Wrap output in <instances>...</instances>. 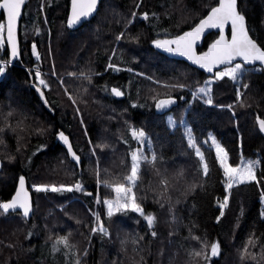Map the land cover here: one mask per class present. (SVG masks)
<instances>
[{
	"label": "trees",
	"instance_id": "16d2710c",
	"mask_svg": "<svg viewBox=\"0 0 264 264\" xmlns=\"http://www.w3.org/2000/svg\"><path fill=\"white\" fill-rule=\"evenodd\" d=\"M70 2L28 0L21 23L22 58L0 82V202L12 198L21 176L31 186L74 189L33 191L32 220L0 209V264H75L72 251L55 252L61 237L76 246L80 264H208L195 254L210 250L204 242H218L221 249L211 264H238L241 256L242 264H264V137L257 129V118L264 119V70L250 68L240 90L229 79L213 86L214 105L234 107L240 131L230 112L220 113L198 100L189 108L190 125L209 166L207 176L182 127L171 129L164 114L154 110L170 94L173 106L185 95L188 104L192 95L186 87L208 76L162 54L153 41L191 31L218 0H104L92 21L77 31L66 26ZM238 6L249 33L264 49V0H239ZM217 38L210 34L199 52ZM110 62L154 80L108 69ZM36 65L49 73L44 75L49 88L40 89L44 100L31 88ZM51 74L63 81L72 99ZM127 85L130 90L121 99L110 96L113 87L126 90ZM130 127L145 129L156 153V163L143 162L137 194L145 213L155 217L154 231L142 216L125 211L105 219L112 226L111 239L102 234L90 239L92 229L88 234L86 227L92 223L96 195L112 196L109 187H97L98 170L103 183L125 176L135 147ZM60 132L79 155V167L58 141ZM210 134L220 140L233 166L241 157L259 158V183H242L228 193L216 155L206 144ZM79 183L83 192L75 190ZM225 198L228 205L222 210L219 203Z\"/></svg>",
	"mask_w": 264,
	"mask_h": 264
},
{
	"label": "snow or ice",
	"instance_id": "6c2138e0",
	"mask_svg": "<svg viewBox=\"0 0 264 264\" xmlns=\"http://www.w3.org/2000/svg\"><path fill=\"white\" fill-rule=\"evenodd\" d=\"M26 0H0V10L6 14V29H7V42L11 45V56L13 58L18 56V49L16 43V28L19 18L22 14V7L24 6ZM98 0H71V15L68 18V26L72 27L81 22L82 19L89 18L93 12H95L97 7ZM133 13V17H135ZM142 18L147 20L148 14L144 13ZM131 22V21H130ZM231 24L232 35L231 39L228 40L225 38L224 29L227 24ZM219 29V39L215 40L214 43L208 48V51L202 55H197L195 51V44L203 35L206 29ZM5 31V25L0 24V43H3V33ZM123 33L117 37L121 39ZM153 44L156 48L162 49L169 53H175L182 57H187L193 64L198 65L200 68L206 70L207 72H212L214 68H218L221 65H231L233 61H236L237 58L243 61V65L255 64L257 61L264 65V49H262L258 44L249 37L248 30L245 26V17L240 14L237 10V0H218V6L210 7V10L206 16L200 20V22L193 27L191 31L185 32L182 35H178L173 39L165 40H154ZM33 54L36 53V46L33 45ZM241 63L237 62L232 67H227L226 70L217 72L216 78L223 79L228 77L233 81L237 79H242L243 73L247 70L244 68ZM109 68H115L117 71L120 69L112 64L108 65ZM4 71L3 67H0V74ZM37 78L39 79L40 85H43L45 88L48 87V84L45 80L40 79V73L37 71ZM210 83V82H206ZM245 88L247 85H243ZM183 87V85H181ZM37 91H40V88H37ZM211 91L210 87L202 86L193 91V97L197 98L200 94L208 95ZM112 93L115 96H121L123 93L117 89L113 88ZM43 97V92H41ZM71 99V97H69ZM47 103V101H45ZM175 103L171 98L161 99L156 103V108L158 110L165 109L169 105ZM207 103L211 104V96H208ZM183 123L182 121L180 122ZM257 123L259 125V130L264 132V119L257 118ZM169 126L175 128L177 122L170 118ZM184 135L187 137L188 147L194 149L195 155L199 157L203 174L207 176L209 171L208 163L205 160L204 154L201 152L200 147L197 145V142L191 134V129L186 128ZM132 138L137 141L139 147L135 150H131L129 155L131 159L130 172L129 174L123 177L124 182H117L110 184L105 181V185L110 187L115 193L114 199H105L103 201L107 209V216L111 218L113 215L123 211H131L137 213L143 217L147 222L149 228L154 224L155 217L151 214H146L143 207L140 203L137 202V198L134 192V189L137 185V180L139 179V173L141 168V163L146 162L148 157L144 154V148L146 143H150L146 132L141 129L133 128L131 130ZM59 139L68 146V152L72 154L73 158L79 162V156H77L73 151L71 144L62 132L59 133ZM212 144L215 146L216 150V160L219 163V167L222 170L224 177V184L226 189H231L235 184H242L245 182H257L259 180L256 176V167L259 164V161H250L245 160L241 157L240 161L236 166L230 164L229 154L223 147H221L215 140L211 138ZM152 162L156 160V156L153 153L151 157ZM99 175V173H97ZM99 182V181H98ZM34 191H61L67 190L72 191L71 187L61 186L57 188L56 186H47V185H34ZM75 190L81 191L82 186L77 184ZM90 195V193H87ZM264 195V193H262ZM99 203V198H97ZM227 204V198H225L224 203L220 205L221 208L225 207ZM0 209L4 213H8L9 210L15 211L16 209H21L23 216L27 217L31 211V201L28 190L25 187V178L21 176L19 178V187L15 192L13 198L8 202H0ZM222 214V213H221ZM96 220L100 221L99 214H94ZM264 215V213H262ZM93 232L100 231L101 233L107 235V231L104 228L102 223H99L98 227L92 229ZM155 236V232L152 233ZM57 243H63L67 246V238L61 237ZM248 243H253L249 239ZM205 248H210L209 251H201L195 253L197 256L203 255L204 259L210 261L212 257H217L219 255L220 246L218 242H213L209 246L207 242H204ZM247 252V248L244 249ZM77 264H80L77 261Z\"/></svg>",
	"mask_w": 264,
	"mask_h": 264
},
{
	"label": "rangeland",
	"instance_id": "374dc122",
	"mask_svg": "<svg viewBox=\"0 0 264 264\" xmlns=\"http://www.w3.org/2000/svg\"><path fill=\"white\" fill-rule=\"evenodd\" d=\"M27 4H28V2H27ZM217 6H218V5H217ZM26 8H27V6H26ZM0 24H4V25H5V31H4V33H3V43H0V67H3V68H4L3 73L0 74V82H1V81H3V80L6 78V75H7L8 70H9V66H11V64L9 63V62H10V61H9V52H8L7 40H6V36H5V32H6V23H5V18H4V16L1 17V14H0ZM217 34H218V38H217V39H219V34H220V33H217ZM217 39H216V40H217ZM200 47H201V46H200ZM200 47H199V48H200ZM155 48H156V47H155ZM199 48H198V50H199ZM156 49H158V48H156ZM158 50L160 51V49H158ZM160 52H161V51H160ZM161 53H162V52H161ZM162 54H164V53H162ZM164 55H165V54H164ZM35 57H36V59H38V58H37V55H35ZM110 64L117 66L120 70H128V71H130V72H134L135 74H137V75H139V76H141V77H145V78H147V79L154 80V79H152L151 77H149V76H147V75H145V74H143V73H141V72L135 71L134 69H131V68H130V69H126L125 67H123V66H118V65L114 64L113 62H110ZM241 64H242V63H241ZM234 65H235V64H234ZM234 65H232V66H234ZM242 65H243V64H242ZM232 66H230V67H232ZM243 66H244V65H243ZM107 68H108V69H111V68H109V67H107ZM244 68L247 69V70L243 73V77H242V79L244 78L245 73L250 69V68L245 67V66H244ZM251 68H258V69H261L260 67H251ZM112 69H114V71L118 72L115 68H112ZM120 70H119V71H120ZM224 70H226V68H223V69H221V70H219V71H217V72L224 71ZM37 71H39V73H40V79H43V80H45L44 75H47V74H49V73L40 70V67L37 66V65L34 66V74H35V77H36L35 84H36L37 86H39V88H40L41 90H46V89H48V88H49V85H48L47 88H45L43 85H40V83H39V79L37 78V75H36ZM217 72H216V73H217ZM216 73H215V74H216ZM215 74H214L213 76H208V78L205 80V82H203V83H201V84H196V85H194V86H192V87H190V86L186 87V90L189 92V94L192 95V97H191V99L189 100L188 104H185L186 101H187V95H185V96H182V97H181V103H179L178 105H174V106H172V104H171V105H169V106H168L167 108H165V109L158 110V109L156 108L155 104H154V110L157 111V112H161V113L164 114V117L166 118V121H167L168 126H169V120H170V118H171V119H173V120H175V121L177 122V126H181V127H182L183 133L185 132V129H186V128H190V129H191V134H192V136H193V138L195 139L196 142H197V139H196L195 134H194V132H193V128H192V126L190 125L189 116H188V113H189V111H190L189 108L191 107V110H192V108H194V107H192V105L195 104V101H196V100L200 101V102H201L204 106H206V107L209 106V107H211V108H218V109H216V110L220 111V113L225 112V111L230 112V113H231V117H232V119H233L232 121H233V124H234V128L236 129V131H240L241 124H240V120L238 119V117H237V115H236L235 108H234V107H230V106L214 105V102H213V100H212V97H213V86H214V84H215L216 82H218V81L223 80V79H224V80H225V79L232 80V79H230V78H228V77H224L223 79H217ZM51 75L53 76V77H51V78L54 79V80H58L59 83H60V84L65 88V90L67 91L69 97H71L69 91H68L67 88L64 86L63 81H62V80H59L57 76H55V75H53V74H51ZM242 79H237V80H235V81L232 80L233 82H235V83L239 86V90H240V88H241ZM45 81H46V83H47V80H45ZM206 82H210V83H207V84H206ZM47 84H48V83H47ZM202 86L210 87V88H211L210 93H209L208 95L200 94L197 98H194V97H193V91H195L196 89H198L199 87H202ZM120 89L122 90L123 95H127L128 92H129V90H130V87H129V85H127L126 90L123 89L122 87H121ZM109 94H110L111 97L114 98V95H113L112 92H110ZM209 95L211 96V100H212V103H211V104L207 103V100H208V96H209ZM169 98L173 99V95L170 94V96H168V98H160V99H169ZM71 99H72V98H71ZM76 111H77V114H78V116H79V118H80V123H81L82 127H83L84 129H86V124H87V122H86V120H85V118H84V116H83L82 111L79 110L78 108H76ZM180 116H182L181 119H179ZM181 121L183 122L182 124L180 123ZM177 126H176V127H177ZM169 127H170V126H169ZM176 127H175V128H176ZM132 128H135V129H141V127H130V129H129V130H130V133H131V129H132ZM170 128H171V129H175V128H173V127H170ZM142 129H143V128H142ZM257 129H258V131H259V125H257ZM143 130L146 132L147 137H148V139H149V141H150V143H146V145H145V148H144V154L148 157V160L152 162V160H151L152 154L154 153V154L156 155V153H155V149L153 148L150 134H149L145 129H143ZM259 133H260V132H259ZM185 137H186V136H185ZM211 138H215L216 142H217L221 147H223V146H222L220 140H218L213 134H210V135L208 136V138L206 139V140H207V141H206V144L212 148V150L214 151V153H215V155H216L215 146L212 144V142H211ZM186 139H187V137H186ZM197 145L200 147L201 152L204 154V149H202V147L198 144V142H197ZM138 147H139V145H138L137 141H135V147H134V149H132V150H135V149L138 148ZM92 148L94 149L93 145H92ZM223 148H224V147H223ZM192 150L194 151V149H192ZM129 153H130V152H129ZM194 153H195V151H194ZM194 155H195V154H194ZM195 156H196V155H195ZM204 157H205V154H204ZM196 158L199 160V162H200V167H201V170H202V172H203L201 161H200L199 157L196 156ZM243 158H244V157H243ZM244 159H245V160H250V161H259V164H258V166H257L256 169H255V171H256V176H257V178H258V172H259V169H260V159H259V158L257 159V157L254 158V159H251V158H244ZM205 160H206V158H205ZM229 162H230V161H229ZM129 163L131 164L130 155H129ZM153 163H156V160H155ZM142 167H143V162L141 163L140 172H141V170H142ZM126 172H127V173H126L125 175L129 174V172H130V166H129V169H128ZM98 173H99V175H97V187L106 186V185L101 181V177H100V175H101V174H100V169L98 170ZM139 177H140V173H139ZM122 179H123V178H122ZM122 179H120V180L117 181V182H124V181H122ZM98 181H99V182H98ZM117 182H115V183H117ZM245 183H248V182H245ZM79 184H80V183H79ZM113 184H114V183H113ZM139 184H140V183H139V179H138V180H137L136 188L134 189V192H135L136 198H137V194H138V187H139ZM236 185H239V184H235V185H233L232 188H234ZM33 186H34V185H32L31 188H32V190L34 191ZM60 187H61V186H59V187H57V188H60ZM64 187H68V186H64ZM107 187H108V186H107ZM71 188L74 189V187H71ZM109 188H110V187H109ZM232 188H231V189H232ZM110 189H111V188H110ZM231 189H227L228 193L230 192ZM48 191L50 192L51 190H48ZM63 191H67V190H61V191H58V192H63ZM83 191H84V189L81 190V191H79V192H83ZM105 191L107 192V190H105ZM40 192H43V191H40ZM85 193L87 194L88 192H85ZM111 194H112L111 198H105V199H114V198H115V193L112 191ZM97 198H99V201H100L99 203L97 202ZM105 199L102 198V197L100 196L99 193L96 195V197H95V201H94V208L92 209V214H93L92 223H89V224L87 225L86 230H88V234H89V230H90V229H93V228H95V227H98V226H99V223H102L103 226H104V228H105L106 231H107V235L101 233L100 231H96V232L91 231L90 239H91L95 234H102V235H104L105 238H106V240H109V239L112 238V226H111V223H110V222H107V223H106V221H105V219H109V217H108L107 214H106V212H107L106 206H105L104 203H103V201H104ZM261 201H262V213H264V196L261 198ZM223 203H224V200L221 201V202L219 203V206H220L221 204H223ZM227 205H228V198H227V204H226V206L223 207V208H221V209H222V210H225V208L227 207ZM124 212H125V211H123V212H119V213H116L115 215H116V216H119V215H124V214L127 213V212H126V213H124ZM123 213H124V214H123ZM94 214H99V216H100V221H99V222L96 220V216H95ZM113 216H114V215H113ZM263 217H264V215H263ZM172 221L175 222L174 219H173ZM153 227H154V226H152V227L150 228L151 231H154V228H153ZM155 234L157 235L156 232H155ZM156 235H155V236H156ZM66 238H67V237H66ZM86 239L89 240V237L86 238ZM67 242H68V243H67V246H65V244H63V243H58L57 248L55 249V252H56V253H60V252H63V251H72V252L74 253V255H73V256H74V259L72 260V262H73V263L76 262L75 264H77V261H78V258H79V257H77V255H76V246H72V245L69 243L68 238H67ZM70 247H72V249H71ZM87 250H88V249H87ZM220 253H221V249L219 250V255H218L217 257H220ZM241 255H242V254H241ZM242 260H243V259H242V256H241V258H240L238 264H242ZM240 261H241V262H240ZM79 262H81V261H79ZM207 263H208V264H211V261H207ZM221 264H222V263H221ZM233 264H236V263H233Z\"/></svg>",
	"mask_w": 264,
	"mask_h": 264
},
{
	"label": "water",
	"instance_id": "95a60500",
	"mask_svg": "<svg viewBox=\"0 0 264 264\" xmlns=\"http://www.w3.org/2000/svg\"><path fill=\"white\" fill-rule=\"evenodd\" d=\"M103 1H104V0H98L96 10H95V12L92 13V15H91L89 18H87V19H82L80 23H78V24H76V25H74V26H72V27H69V26H68V23L66 22V26H67V28H68L70 31H77V30L81 29L82 27H84L85 24H87V23H89L90 21H92V19L97 15V13H98V11H99V9H100V6H101V4H102ZM238 1H239V0H237V10H238ZM27 2H28V0H26L24 6L22 7V14H21V17H20L19 20H18L17 28H16V43H17V49H18V56H17V57L13 58V57L11 56V45L8 44V42H7L8 52H9V61H10V64H12V65H15L17 62H19L20 59H21V55H22V44H21V23H22V19H23V17H24V14H25V10H26V6H27ZM0 12H3V11L0 10ZM238 12H239V10H238ZM3 14H4V18H5V23H7V22H6V14H5V13H3ZM70 15H71V2H70L69 12H68V18L70 17ZM68 18H67V21H68ZM205 18H206V17H205ZM245 26H246V28H247V30H248V26H247V22H246V20H245ZM212 33H220V30H219V29H215V28H213V29H206V30L204 31L203 35L200 37V39H199V40L196 42V44H195V51H196L197 55H202V54H203V53H200V52L198 51V48L204 43L205 39H206L210 34H212ZM227 33H228V34H227ZM224 35H225V38H226V39H228V40L231 39L232 30H231V24H230V23L227 24V25L225 26V29H224ZM248 35H249L250 38H252V39L256 42V40L251 36V34L249 33V31H248ZM5 36H6V40H7V29H6V32H5ZM256 43H257V42H256ZM257 44H258V43H257ZM258 46H259V44H258ZM160 51H161L162 53H164L165 55H167V56L173 58V59H177V60L185 61L187 64H189L191 67H194L195 69L202 70L207 76H213L217 71H219V70H221V69H223V68H226V67H230L231 65H234V64L237 63V62H242V63H243V61H241V60H239V58H237V60H236V61H233L231 65H221V66H219L218 68H214L212 72H207L206 70L200 68L198 65L193 64L190 60L187 59V57H182V56H180V55H178V54H175V53H169V52H166V51H164V50H162V49H160ZM207 51H208V49H207ZM207 51H206V52H207ZM245 66L248 67V68H251V67H260V68H262V69L264 70V65H261L258 61H257L254 65H253V64H249V65H245ZM117 89H119V88H117ZM119 90L121 91V89H119ZM121 92H122V91H121ZM114 96H115V95H114ZM122 97H123V95H121V96H115V98H117V99H121ZM175 103H176V101H175ZM132 129H133V128H132ZM132 129H131V130H132ZM60 133H61V132H60ZM62 133L65 135L64 132H62ZM260 133H261V135L264 137V132H261V131H260ZM57 139H58V141H61V140L59 139V134L57 135ZM68 140H69V142H70V144H71V147H72V143H71V141H70L69 138H68ZM64 148L66 149V151H67V155H68V157L71 159V161L75 162V163L77 164V166L79 167V162H77V161L73 158L72 154L68 152V146H67V145H64ZM72 151L74 152L73 149H72ZM74 153H75L77 156H79L76 152H74ZM2 168H3V161H2V159L0 158V179H1ZM23 177L25 178V187H26V189H27L28 192H29V195H30V201H31V211H30L29 215H28L27 217H25V218H26L27 220H32L33 215H34V209H35V196H34V193H33V190H32V188H31V185H30V183H29L28 178H27L26 176H23ZM18 187H19V180H18V182H17L16 190L18 189ZM16 190H15V192H16ZM14 195H15V193H14ZM14 195H13V196H14ZM13 196H12V198H13ZM12 198H11V199H12ZM11 199H10V200H11ZM10 200H8V201H10ZM8 201H4V202H8ZM9 212H11V213H22V210H21V209H16L15 211H13V210H9ZM22 214H23V213H22Z\"/></svg>",
	"mask_w": 264,
	"mask_h": 264
},
{
	"label": "flooded vegetation",
	"instance_id": "af4514ba",
	"mask_svg": "<svg viewBox=\"0 0 264 264\" xmlns=\"http://www.w3.org/2000/svg\"><path fill=\"white\" fill-rule=\"evenodd\" d=\"M0 14H1V17L4 16L3 12H0ZM21 58H22V56H21ZM38 87H39V86L35 85L34 83H33L32 86H31L33 92H35V93L39 96L40 99H43V100H44V95H43V97H42V96H41V92H40V91H37V88H38ZM44 102H45V101H44ZM60 142H62L63 145H65L64 142H63L62 140H61Z\"/></svg>",
	"mask_w": 264,
	"mask_h": 264
},
{
	"label": "bare ground",
	"instance_id": "6f19581e",
	"mask_svg": "<svg viewBox=\"0 0 264 264\" xmlns=\"http://www.w3.org/2000/svg\"><path fill=\"white\" fill-rule=\"evenodd\" d=\"M82 150H83V148H82Z\"/></svg>",
	"mask_w": 264,
	"mask_h": 264
}]
</instances>
